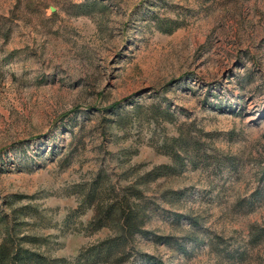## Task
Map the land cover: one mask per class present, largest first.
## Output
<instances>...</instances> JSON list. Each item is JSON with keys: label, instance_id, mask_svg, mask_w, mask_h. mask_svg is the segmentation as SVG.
I'll return each mask as SVG.
<instances>
[{"label": "rangeland", "instance_id": "rangeland-1", "mask_svg": "<svg viewBox=\"0 0 264 264\" xmlns=\"http://www.w3.org/2000/svg\"><path fill=\"white\" fill-rule=\"evenodd\" d=\"M109 203L95 264H264V0H0V240L86 264Z\"/></svg>", "mask_w": 264, "mask_h": 264}, {"label": "trees", "instance_id": "trees-1", "mask_svg": "<svg viewBox=\"0 0 264 264\" xmlns=\"http://www.w3.org/2000/svg\"><path fill=\"white\" fill-rule=\"evenodd\" d=\"M169 168V167H167ZM162 173H158L160 175ZM87 196H90L87 193ZM138 209L129 203H109L99 217H112L116 233L102 241L91 245L85 254L86 264H95L111 260L123 251L124 244L129 235L143 231L138 221ZM1 222L3 220L0 218ZM104 225L101 223L97 227ZM3 236L0 240V264H60L64 261L61 257H52L36 249L22 245V241L35 242L38 238L33 235H14V226L3 223ZM17 239V241H16Z\"/></svg>", "mask_w": 264, "mask_h": 264}]
</instances>
